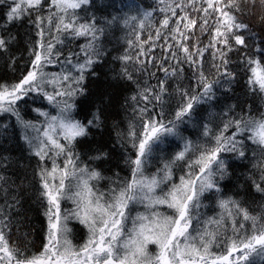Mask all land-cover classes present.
I'll return each mask as SVG.
<instances>
[{
	"label": "snow or ice",
	"instance_id": "1",
	"mask_svg": "<svg viewBox=\"0 0 264 264\" xmlns=\"http://www.w3.org/2000/svg\"><path fill=\"white\" fill-rule=\"evenodd\" d=\"M0 62V264H264V0H0Z\"/></svg>",
	"mask_w": 264,
	"mask_h": 264
},
{
	"label": "trees",
	"instance_id": "2",
	"mask_svg": "<svg viewBox=\"0 0 264 264\" xmlns=\"http://www.w3.org/2000/svg\"><path fill=\"white\" fill-rule=\"evenodd\" d=\"M25 55H27L25 53ZM4 74L3 64L0 62V75ZM30 215L32 216V223L36 228H39V220L40 218L37 216V213L35 211L31 212Z\"/></svg>",
	"mask_w": 264,
	"mask_h": 264
}]
</instances>
